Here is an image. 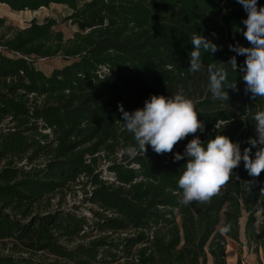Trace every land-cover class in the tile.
<instances>
[{"label": "trees", "instance_id": "obj_1", "mask_svg": "<svg viewBox=\"0 0 264 264\" xmlns=\"http://www.w3.org/2000/svg\"><path fill=\"white\" fill-rule=\"evenodd\" d=\"M0 4L14 12L66 5L79 29L65 39L56 19H33L0 36V264H208L209 257L228 264V240L242 243L244 212L246 236L264 246V172L251 177L241 161L210 201L183 205L177 182L187 157L173 158L194 137L172 153L149 145L129 157L123 149L135 141L118 110L122 103L133 112L152 95L171 97L183 86L205 125L196 133L205 145L222 134L242 152L251 147L264 98L246 94L243 72L227 64L232 56L239 66L246 59L229 45L251 46L239 31L247 13L237 0ZM194 33L218 46L215 53L201 49L204 67L196 73L189 71ZM58 56L71 62L50 74L35 66L37 58ZM210 64L223 65L228 84L237 85L225 89L228 101L208 90ZM77 186L93 206L86 215L81 205L53 203Z\"/></svg>", "mask_w": 264, "mask_h": 264}, {"label": "clouds", "instance_id": "obj_2", "mask_svg": "<svg viewBox=\"0 0 264 264\" xmlns=\"http://www.w3.org/2000/svg\"><path fill=\"white\" fill-rule=\"evenodd\" d=\"M237 3L247 13V18L242 21L245 28L239 31L251 46L245 47L239 43L229 45L231 51L246 59L243 66H239L236 56H232L227 64L234 71L239 68L243 72L246 94L250 93L253 99L264 98V6H258V0H237ZM190 41L193 50L190 52L189 71L196 73L204 67L201 49L215 53L218 46L199 33H194ZM207 72L208 90L214 99L228 101L229 95L225 89L238 90L235 82L228 84V73L223 65L210 64ZM118 110L122 113L125 130L132 134L135 141L134 145L123 149L129 157L134 158L138 152L145 154L149 145L156 154L172 153L179 141L189 135L194 137L186 144L184 152H176L173 158L177 162L187 157L184 171L177 182L182 190L178 194L179 202L183 205L210 201L228 183L241 161L251 177H259L264 172V110L254 114L256 137L249 138L251 147L244 148L243 152L239 142H233L222 134L207 140L205 145L196 135L198 131L205 130V125L198 118L195 102L185 94L183 86L171 97L152 95L144 102L143 108L133 112L125 111L122 103L118 104ZM253 148L257 149L254 158ZM261 190L264 191V188Z\"/></svg>", "mask_w": 264, "mask_h": 264}, {"label": "rangeland", "instance_id": "obj_3", "mask_svg": "<svg viewBox=\"0 0 264 264\" xmlns=\"http://www.w3.org/2000/svg\"><path fill=\"white\" fill-rule=\"evenodd\" d=\"M70 10L66 5L53 4L49 8H41L37 11H22L14 12L9 6L0 4V19L6 21L3 27H0V36L4 33H11L17 28L27 27L33 19L39 22H43L46 19H56L57 25L55 30L62 31L65 39L72 38L79 29L70 20L67 19L70 14ZM71 61L65 60L63 57L58 56L54 58H37L35 60V66L38 69L43 70L45 73L50 74L54 69L61 68ZM104 167V176L108 173ZM84 188L81 186L76 187V192L67 191L66 196L62 198L60 195L55 196L53 203L60 204L64 209L70 208L73 205H81L82 211L79 213L86 215L90 212V208L93 206L88 203H83ZM260 217V214L257 215ZM247 220V214L244 212L243 217L240 220V232H241V244L233 240H228L227 256L232 257L235 254V264L239 257L243 263L251 264H264V246L262 241H250L245 233V225ZM218 230H222V224L218 226ZM241 253V255H240ZM208 264H213L211 257L208 259Z\"/></svg>", "mask_w": 264, "mask_h": 264}, {"label": "crops", "instance_id": "obj_4", "mask_svg": "<svg viewBox=\"0 0 264 264\" xmlns=\"http://www.w3.org/2000/svg\"><path fill=\"white\" fill-rule=\"evenodd\" d=\"M227 262H228V264H235V254L232 257H229V255H228L227 256ZM242 264H251V263H248V262L247 263H243V261H242Z\"/></svg>", "mask_w": 264, "mask_h": 264}]
</instances>
